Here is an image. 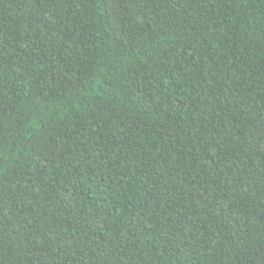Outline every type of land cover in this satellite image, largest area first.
<instances>
[{"label": "trees", "instance_id": "16d2710c", "mask_svg": "<svg viewBox=\"0 0 264 264\" xmlns=\"http://www.w3.org/2000/svg\"><path fill=\"white\" fill-rule=\"evenodd\" d=\"M0 239L264 264V0H0Z\"/></svg>", "mask_w": 264, "mask_h": 264}, {"label": "snow or ice", "instance_id": "6c2138e0", "mask_svg": "<svg viewBox=\"0 0 264 264\" xmlns=\"http://www.w3.org/2000/svg\"><path fill=\"white\" fill-rule=\"evenodd\" d=\"M111 2H112L113 4H118V3L121 2V0H111ZM5 171H6V169H5ZM0 242H2V239H0Z\"/></svg>", "mask_w": 264, "mask_h": 264}]
</instances>
